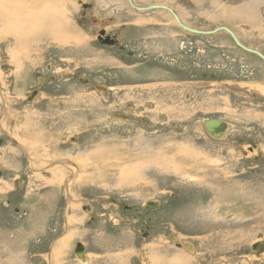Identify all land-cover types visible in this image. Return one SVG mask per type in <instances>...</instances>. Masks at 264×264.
<instances>
[{"label": "rangeland", "instance_id": "1", "mask_svg": "<svg viewBox=\"0 0 264 264\" xmlns=\"http://www.w3.org/2000/svg\"><path fill=\"white\" fill-rule=\"evenodd\" d=\"M134 1L49 0L30 31L0 27V264H79L77 244L87 264H264V59L143 8L264 55V0ZM38 138L33 163L63 162L34 171L18 142ZM69 162L67 192L48 169Z\"/></svg>", "mask_w": 264, "mask_h": 264}, {"label": "bare ground", "instance_id": "2", "mask_svg": "<svg viewBox=\"0 0 264 264\" xmlns=\"http://www.w3.org/2000/svg\"><path fill=\"white\" fill-rule=\"evenodd\" d=\"M7 1L8 0H0V27H1V29L3 30V29H7V26H9V23L10 22H12V23H15V24H19L20 25V27H19V29H24V30H29L30 31V29H32V27L34 26V24H35V21H40L39 19H40V16H41V14L42 13H39L38 15H37V13H36V11L34 10L35 9V7H36V5H37V7H38V5L39 6H41V4H44V5H47V6H49V8L51 7V5H53V3H52V1H51V5H50V2H49V0H34L33 2H35L34 3V7H32L31 8V10H33V11H28V9L27 8H25L24 9V7L22 6V2H21V0H14L13 2H12V5H11V3H10V1H9V3H7ZM61 1V0H60ZM134 1V0H133ZM131 2V1H130ZM134 2H137L136 0L134 1ZM16 3H18V4H16ZM132 4V3H131ZM28 5H29V3H28ZM153 5H155V6H157V7H154V8H162L163 6H165V7H169V6H166V5H164V4H153ZM9 6L10 7H15V9H13V10H11V11H7V9L6 8H9ZM25 6V5H24ZM33 6V5H32ZM59 6H60V4H59ZM133 6H135L134 4H133ZM61 7H63V6H61ZM136 8H141V7H138V6H135ZM52 8H54V7H52ZM143 8H145V9H148V8H146V7H143ZM154 8H149V9H154ZM171 8V7H170ZM11 9V8H10ZM61 9V8H60ZM24 10H26L27 12H25ZM173 10V9H172ZM42 11V10H41ZM44 11V10H43ZM52 11V10H51ZM174 11V10H173ZM31 12V13H30ZM40 12V11H39ZM175 13H177L176 11H174ZM25 13V14H24ZM28 13H30V14H28ZM48 13H49V11H48ZM64 13V12H63ZM50 14V13H49ZM65 14V13H64ZM177 15V14H176ZM57 17V16H56ZM55 18V17H54ZM175 19V18H174ZM178 19L181 21V19L178 17ZM176 20V19H175ZM53 21V20H52ZM57 22L56 23H58V20H56ZM67 21V20H66ZM177 21V20H176ZM9 22V23H8ZM20 22V23H19ZM41 22V21H40ZM182 22V21H181ZM22 23H24V24H22ZM54 23V22H53ZM178 23V22H177ZM38 24V23H37ZM63 24V23H62ZM54 25V24H53ZM21 27H23V28H21ZM191 28V27H190ZM16 29V28H15ZM108 29V27H105V31ZM192 29H194V28H192ZM10 30V29H9ZM4 31V30H3ZM7 31V30H6ZM5 31V32H6ZM100 31V30H99ZM101 31H103V29L101 30ZM202 31H204V30H198V32H196V33H201ZM15 34H16V36L14 35L13 36V38H17L18 40H21V41H23L22 42V44L21 43H19V45H23V43H25L26 42V39H36L37 37H31V38H20V36L19 37H17V35L18 34H21L18 30L17 31H15L14 32ZM13 33V34H14ZM26 35H28V34H26ZM102 35V34H101ZM66 37H68V36H66ZM56 38V37H55ZM75 38V37H74ZM99 38V37H98ZM17 41V40H16ZM19 42V41H18ZM14 43V42H13ZM18 45V44H17ZM24 46V45H23ZM15 47V46H14ZM19 48V47H18ZM12 49V48H11ZM19 65V64H18ZM18 69H19V67H17ZM2 91V90H1ZM262 91V90H261ZM8 94V93H7ZM6 106V105H5ZM35 111V110H34ZM34 114V113H33ZM5 115V114H4ZM28 116V115H27ZM14 117V116H13ZM7 118V115H5V116H3V118H2V120H4V119H6ZM24 118V117H23ZM26 118V117H25ZM27 119H29V118H27ZM10 120V119H9ZM32 120H33V118H32ZM120 120V119H119ZM30 123H33V121H30ZM37 123V122H36ZM2 126V125H1ZM34 127V126H33ZM228 127H230L227 123H226V128H225V131H223V133L219 136V137H213V138H223L225 135H226V132L228 131L227 130V128ZM26 128V127H25ZM28 130V129H27ZM32 130V129H31ZM35 131V130H34ZM27 132V131H26ZM30 133V132H29ZM28 133V134H29ZM37 133V132H36ZM35 134V133H34ZM30 135H32V134H30ZM29 135V136H30ZM35 136V135H34ZM42 136V135H41ZM31 137V136H30ZM33 137V136H32ZM212 137V136H211ZM32 142H35V141H32L31 139H25L24 141L23 140H21V143L20 142H18V144H20V146L24 149V151H25V153H26V155H27V158H28V160L30 161V163H31V166H33L32 168L34 169V171H38V170H40V168L41 167H43L44 165H46V164H48L50 161H52L53 160V163L54 162H60V163H62L63 162V160H58L57 159V157H51V159H48L47 161H46V163L44 164V163H42L41 165H37L36 164V162L35 163H33V161H34V159H33V157L32 156H34L33 154H35V152L36 151H34L35 150V148L37 147L38 149H39V147L43 144V141H41V140H36V142L37 143H39V145H35L34 143H32ZM41 144V145H40ZM43 147V146H42ZM254 148V147H253ZM40 152H42V151H40ZM44 152H45V150H44ZM36 155V154H35ZM38 155V154H37ZM43 155V154H42ZM38 156H40V155H38ZM41 157H43V156H41ZM160 157V156H159ZM59 158V157H58ZM54 160H57V161H54ZM67 164H68V162L67 161H65ZM52 163V162H51ZM64 164V163H63ZM69 164L72 166V167H69L70 168V173H72L71 175L72 176H69L68 177V175L66 174V173H69V171H67V170H65L62 166H57V165H54V164H51L52 166L48 169V171L50 172V173H53V174H55V177L53 178V179H51L52 181L53 180H55L57 177L59 178V179H61V178H63L65 175L67 176H65V178L64 179H66L65 181H66V186H67V192H68V190H69V187L68 186H71V184L73 185V183H75V179H76V177L78 176L77 174L78 173H76L77 171H76V169L78 168L77 166H76V164L75 165H73V164H71L70 162H69ZM35 165H37V166H35ZM96 165V164H95ZM81 167V166H80ZM79 167V171H88V170H86L87 168H85V166L82 164V169ZM86 167H87V165H86ZM91 168V167H90ZM40 172V171H39ZM84 172V173H85ZM83 174V173H82ZM75 175H77L76 177H75ZM88 176V175H87ZM50 181V180H49ZM228 182V181H227ZM249 184V183H248ZM74 187V186H73ZM71 188V187H70ZM251 188V187H250ZM248 192V191H247ZM218 206V205H217ZM190 246V245H189ZM83 250H84V247L82 248ZM83 250L81 251V253H76V255H77V258H78V261H79V264H86V262L84 261V257L82 256V255H84V252H83ZM83 252V253H82ZM160 254V253H159ZM81 257V259H79Z\"/></svg>", "mask_w": 264, "mask_h": 264}, {"label": "water", "instance_id": "3", "mask_svg": "<svg viewBox=\"0 0 264 264\" xmlns=\"http://www.w3.org/2000/svg\"><path fill=\"white\" fill-rule=\"evenodd\" d=\"M154 7H157V6H155V5H148V6H146V8H148V9L149 8H154ZM162 8L170 11L172 13V15L174 16V18L177 20L178 24L181 27H183L184 29H186L188 31H192V32H198V29H192L189 26H187L186 24L182 23L178 19V16L176 15V13L170 7L163 6ZM216 31H225V32H227L231 36V38L233 39V41L238 46H240L241 48L245 49L246 51L255 53L256 55H258L259 57H261L262 59H264V55L261 52H259L256 49L250 48V47L246 46L245 44H243L239 40V38L237 37V35L231 29H229L226 26H219L217 28H214L213 30H206V31H202L201 33H212V32H216ZM103 32L104 31H99V34L101 35V34H103ZM99 38H100V36H99ZM110 42L111 41H109V42L106 41V43L111 44ZM203 127H204L205 131L210 136H212V137H219L223 133V131H225L226 122H224L222 120H219V119H204L203 120ZM82 248L83 247L80 244H77L76 252L77 253L78 252H81L83 250ZM253 248H257L258 250H261L263 248V245L262 244H259V243H254L253 244Z\"/></svg>", "mask_w": 264, "mask_h": 264}, {"label": "crops", "instance_id": "4", "mask_svg": "<svg viewBox=\"0 0 264 264\" xmlns=\"http://www.w3.org/2000/svg\"><path fill=\"white\" fill-rule=\"evenodd\" d=\"M38 115H39V113H38ZM25 117V116H24ZM30 117V119H28V120H23L22 121V124L21 125H23L22 127V129H23V131H27L26 132V134L29 136L30 134H32V135H30L31 136V138H32V136H33V133H35L36 134V130H35V125L37 124L36 123V119H37V114L36 113H34V114H32V116H29ZM32 118H33V120H32ZM30 121H33V123H35L34 124V127H33V123H30ZM26 127V128H25ZM28 129V130H27ZM32 129V130H31ZM35 130V131H34ZM30 132V133H29ZM29 133V134H28ZM38 140H41V141H43L44 142V139H41V138H38ZM49 143V142H48ZM53 179V178H52ZM7 224H9V222L7 223ZM4 226V225H3ZM10 226V224L8 225V227ZM2 227V226H1ZM7 229V228H6ZM2 231V230H1ZM119 261V260H118ZM87 264V263H86ZM109 264H116V261L113 259V260H111V261H109Z\"/></svg>", "mask_w": 264, "mask_h": 264}, {"label": "flooded vegetation", "instance_id": "5", "mask_svg": "<svg viewBox=\"0 0 264 264\" xmlns=\"http://www.w3.org/2000/svg\"><path fill=\"white\" fill-rule=\"evenodd\" d=\"M101 27V26H100ZM103 29V33H105V27H103V28H100V31ZM98 37L100 36V38H98V41H101L102 43H104V42H109V41H111L110 43V45H115V44H117L118 43V40H117V38H116V35L115 34H111V33H107V31H106V33L105 34H102V35H97ZM104 37V38H103ZM102 38V39H101Z\"/></svg>", "mask_w": 264, "mask_h": 264}]
</instances>
